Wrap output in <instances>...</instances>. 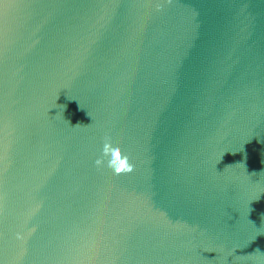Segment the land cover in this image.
Instances as JSON below:
<instances>
[{
    "label": "water",
    "instance_id": "1",
    "mask_svg": "<svg viewBox=\"0 0 264 264\" xmlns=\"http://www.w3.org/2000/svg\"><path fill=\"white\" fill-rule=\"evenodd\" d=\"M0 264H264V0H0Z\"/></svg>",
    "mask_w": 264,
    "mask_h": 264
},
{
    "label": "clouds",
    "instance_id": "2",
    "mask_svg": "<svg viewBox=\"0 0 264 264\" xmlns=\"http://www.w3.org/2000/svg\"><path fill=\"white\" fill-rule=\"evenodd\" d=\"M121 167H123V163L121 164Z\"/></svg>",
    "mask_w": 264,
    "mask_h": 264
}]
</instances>
